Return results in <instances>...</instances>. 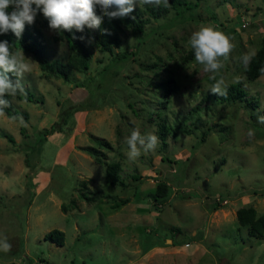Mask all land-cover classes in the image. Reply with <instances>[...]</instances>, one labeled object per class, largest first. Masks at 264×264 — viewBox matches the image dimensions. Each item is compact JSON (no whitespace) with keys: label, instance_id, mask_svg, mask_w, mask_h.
Instances as JSON below:
<instances>
[{"label":"rangeland","instance_id":"rangeland-1","mask_svg":"<svg viewBox=\"0 0 264 264\" xmlns=\"http://www.w3.org/2000/svg\"><path fill=\"white\" fill-rule=\"evenodd\" d=\"M190 1L179 12L137 3L143 30L120 34L117 57L92 44L90 65L72 66L70 81L15 50L32 60L23 84L34 100L12 97L18 120L0 113V130L13 139L0 134V239L11 244L0 264H264V233L249 235L236 217L249 206L264 215V74L249 79L242 61L262 44L264 0ZM33 24L49 60L69 61L66 39L41 15ZM207 25L232 37L216 75L240 84L245 100L215 98L213 74L195 62L188 40ZM54 123L59 131L39 143ZM134 128L159 143L129 160L124 141ZM87 148L119 162L125 185L107 183ZM54 228L63 246L44 239Z\"/></svg>","mask_w":264,"mask_h":264},{"label":"clouds","instance_id":"clouds-1","mask_svg":"<svg viewBox=\"0 0 264 264\" xmlns=\"http://www.w3.org/2000/svg\"><path fill=\"white\" fill-rule=\"evenodd\" d=\"M137 3L169 6V0H0V35L11 32L17 40L21 39L25 26L33 24L38 13H42L48 20L49 28L57 32H71L73 29L84 32L86 27L99 29L103 16L110 20L127 17ZM97 6L103 16L96 14ZM188 45L194 51L195 62L202 65L205 72L213 74L211 78L214 83L210 91L216 95H225L228 85L222 76L217 79L216 74L224 67V61L235 47L232 37L213 25L201 26L191 33ZM252 55L245 54L242 57L245 65L250 62ZM31 61L25 57L23 50L13 52L8 40H0V113L10 106L11 102L5 99L6 96H26L23 79L26 73L32 71ZM259 120L264 122V116L259 117ZM248 135L253 133L250 131ZM124 143L129 149V160H135L142 150L145 153L154 151L159 138L154 133L145 134L134 128ZM10 250L11 244L7 238L0 239V251Z\"/></svg>","mask_w":264,"mask_h":264},{"label":"trees","instance_id":"trees-1","mask_svg":"<svg viewBox=\"0 0 264 264\" xmlns=\"http://www.w3.org/2000/svg\"><path fill=\"white\" fill-rule=\"evenodd\" d=\"M169 5L179 12L182 9H191L192 6L196 5V3L194 2L192 4L190 0H169ZM146 9H150V13L156 14L155 8L146 6ZM143 13V11L140 13L139 10H137L135 7L134 11L129 16L124 18H114L110 20L107 16H103L99 6H97L96 14L103 16L102 23L99 29H88L86 27L84 32H78L75 29H73L71 32L56 31L60 39H66L68 46L73 52L72 57L67 62H63L60 59L49 60L48 51L44 40L45 38L43 37L41 30H39L34 24L25 26L22 38L19 40H17V38L11 32L5 35H0V40H8L10 48L13 52H15V50L20 47L26 52L31 53L36 61L40 63V68L43 71L53 72L61 76L64 80L66 79V81H70L72 66L77 64L78 67L85 69L90 65L89 61L92 56V44L97 46L101 50L117 57L114 54L113 47L116 46L119 41H121L120 34H122V32L127 28H132L133 31L137 33L141 32L143 30L144 22L146 21L145 18L141 17ZM38 15H41L44 25L49 26L48 20L44 17V15L42 13H38ZM105 29L108 30L107 33L104 32ZM245 73L251 80L256 79L260 75L264 74V36L262 37V44L260 45L256 53L252 55L250 62L247 64ZM172 81V78H168L167 80H165V82H162V84L166 87V90L170 89V83ZM26 93V96L18 94L17 97L21 100H34L33 93L29 91H26ZM213 96L222 101L245 100L247 92L240 86V84H231L227 87V92L225 95L214 94ZM5 99H8L11 103L9 107L4 109V113L10 118H15V120H18L20 117V113L12 103V96H6ZM247 101V103H251L255 106L251 99H248ZM23 115L26 118L28 117L26 113H23ZM57 125V123H54L50 128H43L42 130H40L39 143L44 142L47 135L53 134L55 131H59L57 129ZM21 130L24 131L23 126ZM167 130L168 129L164 122L159 124V135H166ZM0 134L3 137H6L10 142H13L12 136L10 134L1 130ZM95 140L97 143L103 146L110 147V143L102 138H97ZM87 152L92 155L98 163L105 166V177L107 183L116 186L125 185V182L121 179L120 176V171L122 169L119 162H106L101 157H99L95 148H87ZM139 178L140 177H136L135 179ZM157 192L159 193V195L165 194L162 185H159L157 187ZM81 195L85 200L91 201L87 194L83 193ZM62 210L63 212H65V207H63V205ZM236 217L241 225L248 227L249 235L256 238L263 236L264 215L257 216L256 211L253 207L249 206L248 208H238L236 211ZM44 239L54 242L57 245L63 246L65 236L62 230L54 228L45 233Z\"/></svg>","mask_w":264,"mask_h":264},{"label":"crops","instance_id":"crops-1","mask_svg":"<svg viewBox=\"0 0 264 264\" xmlns=\"http://www.w3.org/2000/svg\"><path fill=\"white\" fill-rule=\"evenodd\" d=\"M78 91H79V92H80V91L82 92V90H78ZM81 92H80V93H81Z\"/></svg>","mask_w":264,"mask_h":264}]
</instances>
